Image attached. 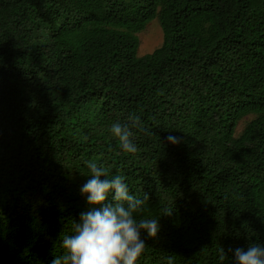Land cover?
Here are the masks:
<instances>
[{
  "label": "trees",
  "instance_id": "16d2710c",
  "mask_svg": "<svg viewBox=\"0 0 264 264\" xmlns=\"http://www.w3.org/2000/svg\"><path fill=\"white\" fill-rule=\"evenodd\" d=\"M0 264H264V0H0Z\"/></svg>",
  "mask_w": 264,
  "mask_h": 264
},
{
  "label": "rangeland",
  "instance_id": "374dc122",
  "mask_svg": "<svg viewBox=\"0 0 264 264\" xmlns=\"http://www.w3.org/2000/svg\"><path fill=\"white\" fill-rule=\"evenodd\" d=\"M139 41L138 55L143 56L151 53L155 48L161 44L162 32L157 20L149 22L145 28L137 34ZM244 125L241 121L238 125L237 132H239Z\"/></svg>",
  "mask_w": 264,
  "mask_h": 264
}]
</instances>
